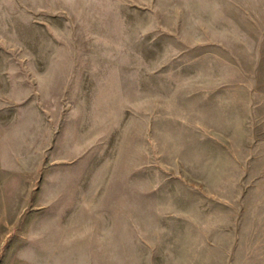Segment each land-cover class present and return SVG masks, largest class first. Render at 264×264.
<instances>
[{
  "label": "rangeland",
  "instance_id": "rangeland-1",
  "mask_svg": "<svg viewBox=\"0 0 264 264\" xmlns=\"http://www.w3.org/2000/svg\"><path fill=\"white\" fill-rule=\"evenodd\" d=\"M0 264H264V0H0Z\"/></svg>",
  "mask_w": 264,
  "mask_h": 264
}]
</instances>
